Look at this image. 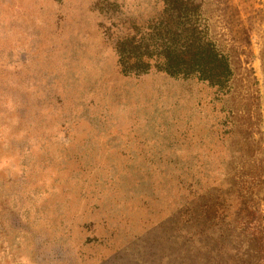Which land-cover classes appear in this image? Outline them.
Masks as SVG:
<instances>
[{
	"label": "rangeland",
	"instance_id": "1",
	"mask_svg": "<svg viewBox=\"0 0 264 264\" xmlns=\"http://www.w3.org/2000/svg\"><path fill=\"white\" fill-rule=\"evenodd\" d=\"M176 1L0 0V264H264V0H188L222 85L122 72Z\"/></svg>",
	"mask_w": 264,
	"mask_h": 264
},
{
	"label": "trees",
	"instance_id": "2",
	"mask_svg": "<svg viewBox=\"0 0 264 264\" xmlns=\"http://www.w3.org/2000/svg\"><path fill=\"white\" fill-rule=\"evenodd\" d=\"M174 5L178 15L170 14L164 27L154 36L142 38L137 44L127 41L117 45L122 72L146 73L155 69L168 75L222 85L230 75L228 61L199 36V25L189 19L188 10L194 8L193 2L181 0ZM176 18L185 21L180 23Z\"/></svg>",
	"mask_w": 264,
	"mask_h": 264
}]
</instances>
